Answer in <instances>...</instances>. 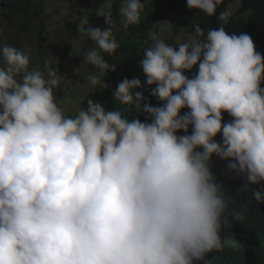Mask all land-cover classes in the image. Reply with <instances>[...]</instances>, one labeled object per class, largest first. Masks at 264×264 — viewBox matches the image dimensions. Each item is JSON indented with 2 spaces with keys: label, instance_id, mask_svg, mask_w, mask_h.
I'll return each instance as SVG.
<instances>
[{
  "label": "clouds",
  "instance_id": "1",
  "mask_svg": "<svg viewBox=\"0 0 264 264\" xmlns=\"http://www.w3.org/2000/svg\"><path fill=\"white\" fill-rule=\"evenodd\" d=\"M186 3L216 16L223 0ZM144 8L121 0V27ZM95 11L104 29L87 16L77 25L94 45L83 58L96 69L93 89L108 87L117 66L104 56L119 48L112 11ZM230 16L221 12L217 28L193 25L187 42L149 34L140 67L161 103H144L141 80L124 78L112 96L131 118L92 99L65 115L59 69L30 68L27 50L0 42V264H206L222 249L229 205L264 196V55L246 32L226 31ZM213 157L227 162L221 175L243 180L235 193Z\"/></svg>",
  "mask_w": 264,
  "mask_h": 264
},
{
  "label": "trees",
  "instance_id": "2",
  "mask_svg": "<svg viewBox=\"0 0 264 264\" xmlns=\"http://www.w3.org/2000/svg\"><path fill=\"white\" fill-rule=\"evenodd\" d=\"M6 0H0V6ZM106 0H103V3ZM120 1V0H118ZM235 0H223V4L217 8L216 16H207L199 10H190L187 7L186 0H141L145 3V8L140 14L138 24L129 26L125 31L121 27V18L117 13H113V28H118L115 35L119 43V48L112 55L105 54L104 58L109 64L117 66L116 71L109 70L105 77L107 88L97 86L93 90L95 102L102 104L108 110H121L130 118L135 115L133 111H128L124 106L115 101L112 92L116 89L117 84L124 78L132 79L138 77L141 80L142 88L136 91L143 92L145 97L144 103L152 106H160L150 94V88L144 83L138 72L134 57L140 52L145 42L149 40L150 31L154 25L170 14L177 15V21L173 24V35L176 36L181 31L187 34H193V25H200L203 29L217 28L219 26L217 17ZM239 7L231 12L228 22L224 25L229 33L246 32L253 39L257 50L264 55V0H239ZM31 0H25V3L7 2L6 9L25 10L30 7ZM42 5L36 10V14L41 13ZM104 11H111L104 6ZM8 16L6 13H4ZM8 19H11L8 16ZM30 19L23 22L21 30L27 31V24ZM71 26L70 24H68ZM97 27L104 29L106 27L103 17L98 18ZM40 35H43L45 25L44 21L38 24ZM12 46L20 49L16 39ZM196 68L191 73L185 74L190 76L196 72ZM264 87V84L261 85ZM154 87V86H152ZM186 111V110H182ZM225 122L231 119L227 113H224ZM144 121V115L138 116ZM191 131V130H190ZM183 135V133H180ZM220 141L221 137H216ZM214 173L223 180L226 190H232L234 193L241 188L242 179H233L231 175H221L225 169L226 161L213 157ZM252 188H258L252 185ZM221 237L223 247L220 251L210 253L206 258V264H264V196L257 201L250 193L239 195L235 202L230 204L222 221Z\"/></svg>",
  "mask_w": 264,
  "mask_h": 264
},
{
  "label": "rangeland",
  "instance_id": "3",
  "mask_svg": "<svg viewBox=\"0 0 264 264\" xmlns=\"http://www.w3.org/2000/svg\"><path fill=\"white\" fill-rule=\"evenodd\" d=\"M15 1L25 3V0H6L0 6V42L6 41L11 45L17 36L20 49L30 53V68L39 66L43 70L46 62L58 68L60 75L66 79L61 81L59 88L54 90L56 102L65 115L75 116L82 106L87 107V99L95 102L92 94L94 89L87 85V77L96 71L93 66L83 63L85 53L94 45L87 36L79 35L77 25L84 16H87L90 24L97 27L99 16L96 15L95 10L101 7L104 10L106 6L117 13L121 0H106L104 3L103 0H31L28 9L11 11L6 9L7 2ZM40 5H42V11L39 15L36 14V10ZM239 5V0H235L230 4L229 11L236 10ZM4 13L11 19H8ZM27 19H30V22L27 24V31H23L21 27ZM41 20L45 25L42 36L38 29ZM176 21L177 15L170 14L158 21L150 33H156L159 38L170 44L187 42L192 35L184 31L176 36L173 35V24ZM112 31L115 36L118 28L114 26ZM151 42L149 36V40L134 57L143 80L145 77L140 61L144 49Z\"/></svg>",
  "mask_w": 264,
  "mask_h": 264
}]
</instances>
